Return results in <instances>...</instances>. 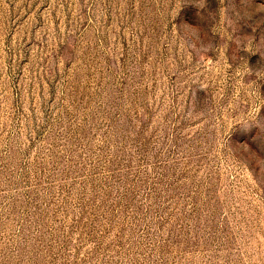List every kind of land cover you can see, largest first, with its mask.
Listing matches in <instances>:
<instances>
[{
  "label": "rangeland",
  "instance_id": "1",
  "mask_svg": "<svg viewBox=\"0 0 264 264\" xmlns=\"http://www.w3.org/2000/svg\"><path fill=\"white\" fill-rule=\"evenodd\" d=\"M0 264H264V0H0Z\"/></svg>",
  "mask_w": 264,
  "mask_h": 264
}]
</instances>
